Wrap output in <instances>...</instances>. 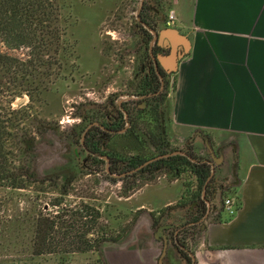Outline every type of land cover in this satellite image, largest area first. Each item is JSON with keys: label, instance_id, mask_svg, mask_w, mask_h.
I'll return each instance as SVG.
<instances>
[{"label": "crops", "instance_id": "crops-1", "mask_svg": "<svg viewBox=\"0 0 264 264\" xmlns=\"http://www.w3.org/2000/svg\"><path fill=\"white\" fill-rule=\"evenodd\" d=\"M166 1L176 18L157 29L176 33L167 31L155 47L160 68L174 67L163 103L167 135L215 172L188 208L166 202L158 216L161 207H137L120 238L133 249L110 258L104 252L106 264H182L175 238L191 215H202L192 247L198 264H264V0ZM225 198L236 207L231 216Z\"/></svg>", "mask_w": 264, "mask_h": 264}, {"label": "rangeland", "instance_id": "rangeland-1", "mask_svg": "<svg viewBox=\"0 0 264 264\" xmlns=\"http://www.w3.org/2000/svg\"><path fill=\"white\" fill-rule=\"evenodd\" d=\"M159 1L163 2L167 14L171 9L167 1ZM65 2L66 22L62 27L65 26L66 34L55 54L61 63L52 66L54 74L44 77L38 94L24 84L27 90L11 102L12 108L28 106L20 119L14 164L22 166L23 172L36 173L25 188L0 185V260L58 264L55 258L31 260L20 254V248L28 244L31 236L29 217L42 209L56 214L62 207L76 209L83 204L99 210L97 230L105 228L116 239L111 242L116 243L114 249L105 250L107 257L122 255L124 250L133 249L128 238L121 241L120 238L133 225L139 213L135 211L137 207L147 209V204L161 207L158 216L166 210V202L170 203L169 207H176L185 201L188 208L192 200H185L184 193L187 189L196 190L195 178L189 171L178 177L159 172L148 178H137V188L126 191L125 196L120 176L115 181L107 177V164L101 163L98 169L92 170L81 164L83 154L79 141L87 121L101 114L108 99L120 103L124 96L135 94V73L141 61L135 36L137 27L130 26L134 21L130 11L133 3L138 6V0ZM63 45L68 47L67 55H62ZM0 51L22 59L26 57V49H8L2 42ZM172 88L169 78L164 102ZM60 189H66L68 194L54 208L51 202L60 197ZM154 189L163 190L165 199L151 198L147 193ZM196 251L197 248L193 249V256L198 264ZM98 259L96 252L74 253L69 256V264H100Z\"/></svg>", "mask_w": 264, "mask_h": 264}, {"label": "trees", "instance_id": "trees-1", "mask_svg": "<svg viewBox=\"0 0 264 264\" xmlns=\"http://www.w3.org/2000/svg\"><path fill=\"white\" fill-rule=\"evenodd\" d=\"M65 1L0 0V42L8 49H26L24 59L7 51H0V185L12 189L25 188L36 171L23 172L22 166L14 164V148L18 145L20 137V119L28 106L12 108L11 102L20 96L21 91L27 90L23 87L24 84L38 94L44 77L50 78L54 74L52 66L61 63L59 56L55 54L59 51L60 40L66 34L65 26L62 27L66 22ZM147 36L151 37L150 34ZM64 46L62 55H67L68 47ZM138 87L141 89L140 93L150 94L159 89L153 70L148 73L147 83ZM30 98H33L32 95ZM164 98L165 93L153 98L155 104L150 110L142 112L146 115H136L131 126V136L111 137L110 144H106L103 149L98 148L99 142H94L96 146L90 147L89 152L94 155H88L90 163L83 166L98 169L101 163L106 162L101 156H106L110 161L106 173L111 181H115L118 175L124 173L119 179L123 181L125 196L128 195L126 191L137 188V178H148L159 172L173 173L178 177L189 171L195 178L196 190L187 189L184 198L188 200L198 196V190L204 186L210 174V165L204 162L203 158L196 156L190 145L185 150L198 161H192L182 154L165 156L175 149L167 139L162 108ZM100 115L103 117L102 113ZM99 116L91 119L97 120ZM97 129L92 128L89 139L92 140L97 135ZM157 151L163 156L158 157ZM75 154L78 157L80 153L76 151ZM155 157L157 159L149 161ZM59 192L60 197L51 202L54 208L61 204L62 196L68 194L66 189H60ZM100 216L99 210L88 204L68 210L62 207L56 214L42 209L29 217L32 223L31 236L28 244L20 248V254L31 260L55 258L58 264H69L71 254L96 252L98 262L106 264L104 252L107 245L116 239L111 233H107L105 228L99 227L97 230ZM178 252L182 258H187L182 249H178ZM0 264L28 263L0 260Z\"/></svg>", "mask_w": 264, "mask_h": 264}, {"label": "flooded vegetation", "instance_id": "flooded-vegetation-1", "mask_svg": "<svg viewBox=\"0 0 264 264\" xmlns=\"http://www.w3.org/2000/svg\"><path fill=\"white\" fill-rule=\"evenodd\" d=\"M165 6L162 1L158 0H140L137 18H136V32L135 36L138 38L139 42V51H138V58L141 61L136 71V91L135 94L126 95L125 98L122 99L120 103L115 101H111L108 99L105 105H103V109L101 111L102 116L101 118L95 120L89 119L88 125L83 130L81 134V139L79 141L83 157L81 158V164L85 165L90 163L88 155H94L89 153L91 151L90 147L96 146L94 142H99V149L105 148L106 144H110L111 137L116 135H128L131 136V126L136 119L137 116L143 117L144 110H150L152 105L155 104L153 98L160 96L162 93H166L168 80L170 74L165 73L157 63V67H155L154 61L157 60V51L156 45L153 44L152 52L150 51V39H152V33L150 32V27L154 23H158L161 20V17L165 19ZM142 21L145 23L143 24ZM163 22V21H162ZM148 34L151 35L148 38ZM141 51V52H140ZM163 53V52H162ZM153 70L158 79L159 89L155 93H140L141 89L139 90V85H143L147 83L148 73ZM161 73L162 78H160L159 74ZM105 113V114H104ZM104 114V115H103ZM85 122V120H82ZM92 128H98L96 132V136L89 139V134ZM74 136V135H73ZM83 138V139H82ZM103 142L101 143V141ZM175 150H182L179 147H172ZM174 150V151H175ZM173 151V152H174ZM187 152V151H186ZM171 153V152H170ZM188 153V152H187ZM156 154H160L159 151ZM189 154V153H188ZM98 156V154H97ZM163 155H159L158 157H162ZM80 158V156H78ZM104 157L106 160V156ZM106 157V158H105ZM78 158V159H79ZM157 159V157L150 159L149 161H153ZM87 162V163H86ZM105 164L110 165V161L107 158ZM215 190H213V193ZM207 198V197H206ZM195 202L198 204L199 202L202 203L201 199H196ZM203 204V203H202ZM202 218L199 215L193 216L191 215L187 222L177 230L176 233V247L177 249H182L184 253H186L187 258H182V264H195L194 259V252H193V244L195 243V231H197V223ZM196 228V229H192Z\"/></svg>", "mask_w": 264, "mask_h": 264}, {"label": "water", "instance_id": "water-1", "mask_svg": "<svg viewBox=\"0 0 264 264\" xmlns=\"http://www.w3.org/2000/svg\"><path fill=\"white\" fill-rule=\"evenodd\" d=\"M160 20H161V21H164V17H161ZM142 23L145 24L143 21H142ZM163 24H164V22H163ZM167 31H171V33H174V34L176 33V30H169V28H164V29H160V30L157 29V23H154V24L152 25V27H150V32L152 33V41H151V43H150V47H149V48H150V51H151V52H152V46H153V44H159L160 37H161L164 33H166ZM170 52H171L172 54H175V56H176V53H175V49H174V48L170 49ZM158 57L163 58L164 55L161 53V54H158ZM154 63H155V67H157L158 60H155ZM173 71H174V67H167L165 73H167V74H171ZM157 73L159 74L160 78H162L161 73H159V71H157ZM173 154H182V155H186V156H187L189 159H191L192 161H198L196 158H194L192 155L188 154V153H187L186 151H184V150H175L174 152L168 153V154L165 155V156H170V155H173ZM105 158H106V157H105ZM106 160H107V158H106ZM205 162L210 163V160H205ZM214 172H215V170H214V168L212 167V168H211V171H210V174H209V176H208V178H207V180H206V182H205V184H204V186H203V189H206L209 180H210V179L213 177V175H214ZM122 175H124V173H122V174H120V175H118V176H122ZM215 195H216V192H214L213 197H215ZM203 200H204L205 202H207V203H208V202L210 203V201H209L208 199H206V198H203Z\"/></svg>", "mask_w": 264, "mask_h": 264}, {"label": "built area", "instance_id": "built-area-1", "mask_svg": "<svg viewBox=\"0 0 264 264\" xmlns=\"http://www.w3.org/2000/svg\"><path fill=\"white\" fill-rule=\"evenodd\" d=\"M139 3H140V0H138V6L137 7H136L135 3H133L132 4V10L130 11V15L133 16V19H134L133 23H135V24H136V18H137V12H138ZM175 18H176L175 17V12L172 9H170L167 12V14L165 15V19H164L163 22H164V24H166L167 26H169V25H172L173 24ZM133 23H130V26H134L135 24H133ZM174 142L171 140L170 143L172 144V146L178 147L177 142H175V143ZM223 205L225 207L226 212L230 216L233 215L234 212L236 211V207L234 206V203H233V201H232L231 198H225L223 200Z\"/></svg>", "mask_w": 264, "mask_h": 264}]
</instances>
